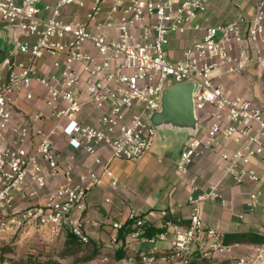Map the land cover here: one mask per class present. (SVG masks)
Segmentation results:
<instances>
[{"label":"built area","instance_id":"2783aa9c","mask_svg":"<svg viewBox=\"0 0 264 264\" xmlns=\"http://www.w3.org/2000/svg\"><path fill=\"white\" fill-rule=\"evenodd\" d=\"M43 1L0 0L4 25L34 38L17 39L13 54L0 69V244L10 232L25 230L31 220L47 235L59 237L68 226L65 214L72 217L68 227L73 234L87 243L85 214L90 191L106 179L117 186L114 158L138 160L153 150L156 131L145 111L160 107L162 90L196 81L200 126L185 144L176 167L187 173L208 151L222 158V176L200 192L193 178L188 220H167L165 231L146 238L153 245L169 239L168 248L160 251L154 246L122 264H190L193 260L212 264L210 259L215 256L227 259L224 264H264V243L225 242L224 231L205 224L201 207L204 201L222 197L226 177L237 184L261 179L256 164L264 165V102L233 92L225 78L243 74L251 62L264 64V0L257 2L250 18L216 24L201 20L218 0H112L107 18L97 25L99 31L59 17L61 9L76 0H57L42 8ZM109 1H94L89 14L92 21L98 20ZM42 9L51 10V15L43 16ZM103 27H116L118 32L111 36ZM190 30L202 33L185 47L182 57L170 59L172 36ZM19 53H27L29 60L16 59ZM46 54L51 59L50 74L37 63ZM35 81L44 90L42 102L50 112L39 107L22 115L24 122H19V101L22 95L34 98ZM88 105L98 111L94 121L88 120L92 113L84 115ZM48 122L51 125L46 128ZM33 131L38 140L32 139ZM60 134L73 148L94 158V165L78 180L73 165H63L55 149ZM101 147L110 148L106 160L100 156ZM61 173L64 181L48 194L45 203L12 211L19 198L36 197L49 177ZM29 184L34 187L28 188ZM248 205L261 206L264 212V191L251 190ZM128 220L138 228L145 223L136 211L129 213ZM121 227L114 223V228Z\"/></svg>","mask_w":264,"mask_h":264},{"label":"crops","instance_id":"0c3cea01","mask_svg":"<svg viewBox=\"0 0 264 264\" xmlns=\"http://www.w3.org/2000/svg\"><path fill=\"white\" fill-rule=\"evenodd\" d=\"M56 1L44 0L40 3V6L44 8L43 6L46 4L54 5ZM94 1L76 0L67 4L61 9L59 17L67 22H81L88 25L92 30L99 31L97 25L107 18L112 0L104 4L97 18L98 20L92 21L89 14ZM258 1H215L210 5L204 18L205 20L201 21L216 24L231 18H250L255 12ZM42 15L50 16L51 10L42 9ZM5 27L8 26L4 25L0 19V53L5 52L7 54L11 49L12 43L9 40V35L4 30ZM102 30L111 36L116 35L118 32L116 27H103ZM201 33V31L190 30L184 34L172 36L168 46L170 59L176 60L182 57L185 47ZM17 39L25 41L34 38L16 32L15 40L17 41ZM87 48H90V46ZM15 58L28 61L29 55L27 53H19ZM37 63L44 72L48 74L53 72L51 59L48 54L44 56L43 60H38ZM225 81L232 84L233 92L241 93L259 103L264 102V64L260 65L256 62H251L243 74L229 76L225 78ZM33 91L35 94L34 98L27 99L22 95L19 101V113L16 118L19 122H24L22 115H26L39 107H43L47 112H50V108L44 106L42 102L44 90L37 81L33 83ZM97 112V110L88 105L84 110V115L86 117L88 113H92L88 116V120L94 121ZM37 125H40V123ZM50 125L51 122H48L45 127L48 128ZM31 134L32 139H39L38 136H34V131ZM232 145L233 148L236 147L235 143ZM55 149L60 153L63 165H73L75 180H78L82 173L94 165L93 156L73 148L64 134L56 136ZM99 153L102 159L106 160L110 156V148L101 147ZM178 159L179 157L171 159L163 155L162 152L154 153L152 150L138 160L123 158H114L112 160V168L118 179L117 186H112L110 180L106 179L102 185L90 191L87 200L85 230L92 246L95 245L99 252L113 251L116 259H118V255L125 253L124 257L118 259L121 264L129 256H137L141 251L148 250L154 246L160 251L170 246L169 239H159L154 245L151 244L146 239L148 236H143L142 229L138 227L126 236L123 246L122 240L118 238L119 229L114 228V223H120L123 226L128 221L131 211L138 212L146 223L157 227H166V229L167 220H182L186 222L192 211V206L188 201V195L192 190L191 180L193 178L196 180L198 192L208 189L220 180L222 174L219 166L224 162L218 153L206 151L189 167L187 173H183L177 170ZM256 167L261 176L259 182L237 184L232 178L226 177L221 184L222 197L216 200H207L201 204L202 217L206 225L219 228L226 234L238 232L264 233V212L262 207H250L248 205L249 192L251 190L259 189L264 191V165L256 164ZM62 181H64L62 173L58 177H49L47 185L39 189V194L36 197L27 200L19 198L12 211L45 203L48 194ZM30 187H34V184H29L28 188ZM25 226V231L31 233L37 230L45 238L46 233L37 228L34 220L28 221ZM64 233L65 230L61 236ZM52 238L57 237L48 235V239ZM121 247L124 249L117 253ZM100 255L101 253H98V256ZM135 264L140 263L137 261Z\"/></svg>","mask_w":264,"mask_h":264},{"label":"water","instance_id":"95a60500","mask_svg":"<svg viewBox=\"0 0 264 264\" xmlns=\"http://www.w3.org/2000/svg\"><path fill=\"white\" fill-rule=\"evenodd\" d=\"M4 30L12 43L7 57L13 54L18 32L14 27ZM3 64H0V69ZM196 81L184 82L168 86L162 90L161 105L156 110L145 111V116L156 131V140L162 145V154L177 159L185 144L196 135L200 121L196 111ZM72 217L65 214V222L71 225Z\"/></svg>","mask_w":264,"mask_h":264},{"label":"rangeland","instance_id":"374dc122","mask_svg":"<svg viewBox=\"0 0 264 264\" xmlns=\"http://www.w3.org/2000/svg\"><path fill=\"white\" fill-rule=\"evenodd\" d=\"M227 85L233 91L232 84L227 82ZM162 149L163 145L156 140L153 152H162ZM36 231L29 233L25 230H17L7 234L3 243L0 244V264H25V262L26 264H42V262L48 264H121L113 251H100L98 253L101 255L97 254L94 261H85L90 251L86 247L72 248L65 245L66 232L57 238L48 239V235L45 234L44 238ZM105 256L109 258V261L102 260ZM202 261L205 264L208 262ZM226 261L228 260L221 256L210 259L212 264H224Z\"/></svg>","mask_w":264,"mask_h":264},{"label":"trees","instance_id":"16d2710c","mask_svg":"<svg viewBox=\"0 0 264 264\" xmlns=\"http://www.w3.org/2000/svg\"><path fill=\"white\" fill-rule=\"evenodd\" d=\"M140 228L143 231V236H153L161 231H165L166 227H157L153 224L144 223ZM137 226H134L133 220H128L125 224L119 229V240H122L123 246L126 239V236L135 231ZM66 239L65 245L70 246L72 248L78 247H86L87 250L90 251L89 256L85 258V261H91L97 257L99 252L98 248L91 244L90 240L87 243H83L82 240L73 234L71 229L67 226L65 228ZM225 242L227 243H241V244H256V243H264V233L261 232H238V233H228L225 236ZM124 248L121 247L118 249L117 253L122 251ZM125 256V253L118 255V259ZM202 260H193L190 264H203ZM26 264V262H25ZM42 264H48L46 262H42Z\"/></svg>","mask_w":264,"mask_h":264},{"label":"flooded vegetation","instance_id":"af4514ba","mask_svg":"<svg viewBox=\"0 0 264 264\" xmlns=\"http://www.w3.org/2000/svg\"><path fill=\"white\" fill-rule=\"evenodd\" d=\"M6 58H7V54L5 52H1L0 53V64H4Z\"/></svg>","mask_w":264,"mask_h":264}]
</instances>
